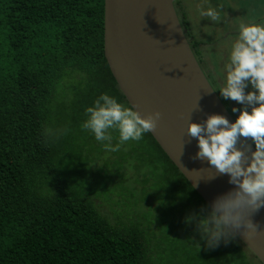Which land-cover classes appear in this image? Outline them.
<instances>
[{"label":"trees","instance_id":"obj_1","mask_svg":"<svg viewBox=\"0 0 264 264\" xmlns=\"http://www.w3.org/2000/svg\"><path fill=\"white\" fill-rule=\"evenodd\" d=\"M175 5L203 68L204 43ZM104 13L105 0H0V264H156L155 248L172 252L166 264H242L238 235L209 248L189 231L184 216L196 226L210 205L152 133L120 144L118 130L101 142L82 128L101 94L131 107L106 59ZM172 229L202 244L169 245Z\"/></svg>","mask_w":264,"mask_h":264},{"label":"water","instance_id":"obj_2","mask_svg":"<svg viewBox=\"0 0 264 264\" xmlns=\"http://www.w3.org/2000/svg\"><path fill=\"white\" fill-rule=\"evenodd\" d=\"M104 15L105 55L119 87L141 114L162 113L152 135L211 205L235 186L207 160L193 159L198 140L187 135L188 125L212 114L236 119L199 63L175 0H105ZM247 143L254 152V143ZM252 219L258 234L238 236L264 264V207Z\"/></svg>","mask_w":264,"mask_h":264},{"label":"clouds","instance_id":"obj_3","mask_svg":"<svg viewBox=\"0 0 264 264\" xmlns=\"http://www.w3.org/2000/svg\"><path fill=\"white\" fill-rule=\"evenodd\" d=\"M201 15L221 20L213 8ZM249 15L251 21L239 26L226 66V83L219 90L225 100L244 105L243 109H232L240 113L234 123L224 115L212 114L201 123L190 121L187 129V135L198 140L199 151L193 159L207 160L217 174L228 175L229 183L235 186L219 195L207 215L198 220L197 229L209 248L240 233L252 238L260 231L252 216L264 207V21L256 22L255 15ZM249 84L252 91H246ZM86 114L83 129L93 132L101 142H111L109 129L118 130L120 144L140 141L146 133H154L162 116L159 111L145 116L134 105L126 107L108 93L101 94ZM44 135L50 137L51 130L45 129ZM248 140L255 144L254 152ZM120 144L106 147L118 151Z\"/></svg>","mask_w":264,"mask_h":264},{"label":"rangeland","instance_id":"obj_4","mask_svg":"<svg viewBox=\"0 0 264 264\" xmlns=\"http://www.w3.org/2000/svg\"><path fill=\"white\" fill-rule=\"evenodd\" d=\"M240 2L241 0H180L182 6L180 13L182 11L183 14H186L187 20L191 25V32L194 34L195 39L201 40L204 43L201 48L204 52L206 65L204 64L203 68L205 71L207 70V74L212 73V76L215 78V81L220 89L224 87L226 83V66L229 63L231 46L239 35L240 24H247L251 21L252 17L249 15L250 12L255 15L256 22L264 21L263 0H247L242 4H240ZM209 8H213L219 12L221 16V20L219 22L213 21L207 16L201 15L202 12H206ZM252 90V86L249 84L246 91ZM230 103L233 108L243 109L244 107V105L232 101L231 99ZM249 111H251L250 108ZM237 113V116H239L240 113ZM109 194L114 196L112 191L109 192ZM138 205V210L148 214L152 219V214L155 213L153 210L154 206H152L151 203L147 204L146 202L144 204L139 203ZM184 217L187 219L189 231L191 228L197 229V225L195 226L193 221L191 224V219L188 215H185ZM151 219L146 218L142 221V223H146L148 221L150 223ZM197 223L198 221L196 220V224ZM174 230L175 229H172L171 232L169 231V245L172 243L176 245L178 244L184 250L190 251L194 248L193 245L199 247L202 244V240H198L200 238L198 233L193 235V240L196 242L192 243L191 240L190 244L187 234L186 241L185 237H177L176 234H173ZM159 243L160 241L156 238L153 239V246ZM246 252L248 257L246 256L242 264H261L259 260L250 252V250L246 249ZM152 254L154 256L153 261H156V264H166L171 261V255H173L172 252L167 249L159 251L158 248H155ZM171 264H189V262L187 261L186 256H184L181 262L176 261Z\"/></svg>","mask_w":264,"mask_h":264},{"label":"flooded vegetation","instance_id":"obj_5","mask_svg":"<svg viewBox=\"0 0 264 264\" xmlns=\"http://www.w3.org/2000/svg\"><path fill=\"white\" fill-rule=\"evenodd\" d=\"M260 262V261H259ZM261 263V262H260ZM261 264H263V263H261Z\"/></svg>","mask_w":264,"mask_h":264}]
</instances>
